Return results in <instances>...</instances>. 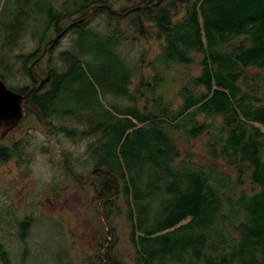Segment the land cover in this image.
<instances>
[{
    "label": "trees",
    "instance_id": "1",
    "mask_svg": "<svg viewBox=\"0 0 264 264\" xmlns=\"http://www.w3.org/2000/svg\"><path fill=\"white\" fill-rule=\"evenodd\" d=\"M152 2L141 0L128 8L150 7L126 16L136 35L146 37L149 22L163 38V51L151 62V80L143 79L140 64L128 56L124 63H115L110 80L115 94L111 96L125 97L131 105L114 102L115 110L99 103L88 66L75 51V39L70 49H55L66 32L78 36L83 28L94 26L92 11L105 16V29L98 30L115 39L121 19L112 10L128 8H113L111 0H63L58 7L47 0L39 2L35 12L30 0L23 6L14 2L10 19L15 23L2 25L7 47L16 45L34 16L45 26L36 48L17 55L30 84L7 86L28 92L24 117L31 112L56 133L90 138L86 154L92 169L101 171L95 191L102 208L111 209L114 197L122 194L134 260L113 256L106 239L91 264H264V103L246 82L248 68L264 69V0H160L151 7ZM67 19L70 23L63 28ZM32 33L36 38L38 30ZM43 53L44 68L34 73ZM193 53L201 54L200 71L180 86L181 103L173 108L154 92L163 81L164 67L190 63ZM0 77L7 83L6 74ZM83 81L84 87L79 85ZM146 92L153 96L140 105ZM198 115L221 117L222 123L214 126L199 121ZM165 127L192 139L209 131L208 155L235 168L236 179L214 166L178 160ZM12 156L7 147H0V161ZM243 178L255 189H239ZM108 214L109 210L104 213ZM30 225V220L18 222L20 242ZM25 251L23 247L21 254ZM0 261L10 264L1 241Z\"/></svg>",
    "mask_w": 264,
    "mask_h": 264
},
{
    "label": "rangeland",
    "instance_id": "2",
    "mask_svg": "<svg viewBox=\"0 0 264 264\" xmlns=\"http://www.w3.org/2000/svg\"><path fill=\"white\" fill-rule=\"evenodd\" d=\"M16 1L21 6L26 5L25 0H0V73L6 74V85L24 86L30 84V81L22 75L17 55L36 48L39 33L45 23L34 16L29 20L27 32L16 45L7 47L2 25L15 23L14 19H10V12L15 11ZM30 1L33 12L39 10V2H47ZM61 1L63 0H51V3L58 7ZM140 2L141 0H111V5L121 9ZM18 10L20 8L16 12ZM93 12L89 14L92 16L93 27L83 28L78 36L66 32L55 49H70L72 40L75 39V51L80 53L83 63L88 66L90 81L96 89L99 103L108 109L116 108L114 102L123 107L131 105L130 100L125 97L111 96L115 95L112 92L114 85L110 84L115 63H124L122 59L130 57V61L140 64L143 79L150 81L153 73L151 62L163 51V38L158 37L156 29L149 22H145L147 36L143 38L136 35L127 26V15L118 16L121 19L120 29L114 32L115 39L104 36L98 28L105 29V16L99 13L93 15ZM69 23L70 19L63 21V28ZM75 23L77 21L73 22ZM33 28L38 30L36 38L32 33ZM44 53L38 63L32 65L34 73L41 74L46 62ZM200 58L201 54L193 53V61L190 63L165 66L163 81L154 92L155 96H165L172 107L177 108L181 103L178 90L189 77L199 73ZM140 78V74L137 75L132 80L131 87ZM84 81L79 85L84 87L87 84ZM246 82L249 90L264 103V69L248 68ZM120 88L121 85L117 87ZM151 96L152 93L146 92L139 98V104L149 102ZM197 119L214 126L222 123L221 117L198 115ZM52 121L58 122L55 118ZM165 129L178 150V160L205 167L214 166L218 171L227 173L231 180L236 179L235 168L226 164L219 156L208 155L209 131L192 139L181 131L168 127ZM89 141L90 138L71 139L65 134L48 129L31 112L23 117L16 128L0 138V147H7L13 153L9 160L0 161V241L9 253L10 264H91L95 254L101 252L106 239L112 245L113 256L127 262L134 260L135 253L129 241L130 227L125 217L126 206L122 194L114 197L111 209L107 206L102 208L101 199L92 185L97 179L91 175L92 165L86 154ZM68 171L73 172L80 180L87 176L93 178L83 183L73 179ZM240 188L248 192L255 189L246 178H243ZM107 210L109 214L106 217L104 213ZM21 220L31 221L24 242L18 239V222ZM23 247L26 248L24 255L21 254Z\"/></svg>",
    "mask_w": 264,
    "mask_h": 264
},
{
    "label": "water",
    "instance_id": "3",
    "mask_svg": "<svg viewBox=\"0 0 264 264\" xmlns=\"http://www.w3.org/2000/svg\"><path fill=\"white\" fill-rule=\"evenodd\" d=\"M153 3L151 6L159 3ZM110 8V6H107ZM150 6H136L130 8L128 11L119 14L112 10L115 15H126L132 12L136 8H149ZM57 38V37H56ZM55 38V39H56ZM28 92L21 94L11 88H9L3 78L0 77V138H3L9 131L17 127L25 115V104H29ZM33 109L38 115V111L33 106Z\"/></svg>",
    "mask_w": 264,
    "mask_h": 264
},
{
    "label": "flooded vegetation",
    "instance_id": "4",
    "mask_svg": "<svg viewBox=\"0 0 264 264\" xmlns=\"http://www.w3.org/2000/svg\"><path fill=\"white\" fill-rule=\"evenodd\" d=\"M156 2H157V0H154V2H152V4H153V3H156ZM152 4H151V5H152ZM157 4H158V3H157ZM136 5H137V4H136ZM139 6H144V4H141V5H139ZM151 7H152V6H151ZM140 9H143V8H140ZM144 9H145V8H144ZM128 10H129V8H128ZM128 10H127V11H128ZM115 12H116V11H115ZM125 12H126V11H125ZM112 13H113V12H112ZM118 13L121 14V13H124V12H118ZM130 13H131V12H130ZM130 13H128V14H130ZM113 14H114V13H113ZM128 14H126V15H128ZM126 15H123V16H126ZM117 16H122V15H117ZM29 104H30V103H29ZM8 133H9V132H8ZM8 133H7V134H8ZM64 164H66L65 161H64ZM100 172H101L100 170H97L96 168H93L92 171H91V175H94L93 177H95L96 174H99ZM68 173L70 174V176H71L73 179H78L77 176H76L73 172L68 171ZM91 177H92V176H91ZM91 177L87 176V177L84 178V179H81V180L78 179V180H79V181H83V183H84V181H85V182H89V180H90ZM93 177H92V178H93ZM92 185L94 186V188L96 187V183H95V181L92 182Z\"/></svg>",
    "mask_w": 264,
    "mask_h": 264
},
{
    "label": "bare ground",
    "instance_id": "5",
    "mask_svg": "<svg viewBox=\"0 0 264 264\" xmlns=\"http://www.w3.org/2000/svg\"><path fill=\"white\" fill-rule=\"evenodd\" d=\"M78 21H79V20H78ZM78 21H77V22H78Z\"/></svg>",
    "mask_w": 264,
    "mask_h": 264
}]
</instances>
